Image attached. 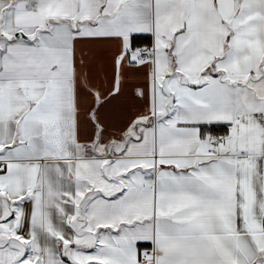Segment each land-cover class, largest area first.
<instances>
[{"label": "snow or ice", "instance_id": "6c2138e0", "mask_svg": "<svg viewBox=\"0 0 264 264\" xmlns=\"http://www.w3.org/2000/svg\"><path fill=\"white\" fill-rule=\"evenodd\" d=\"M0 264H264V0H0Z\"/></svg>", "mask_w": 264, "mask_h": 264}]
</instances>
